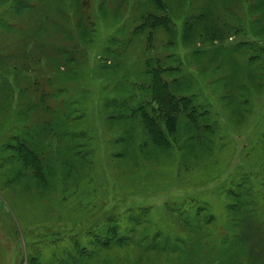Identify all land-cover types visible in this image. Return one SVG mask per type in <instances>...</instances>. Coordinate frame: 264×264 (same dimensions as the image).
Instances as JSON below:
<instances>
[{
    "label": "rangeland",
    "instance_id": "1",
    "mask_svg": "<svg viewBox=\"0 0 264 264\" xmlns=\"http://www.w3.org/2000/svg\"><path fill=\"white\" fill-rule=\"evenodd\" d=\"M26 12L35 28L26 35L15 34L14 38L0 36L7 47L18 49L20 46L25 52L30 48L28 55L34 57L33 39L43 36L46 41L55 43L53 51L59 57L75 48L89 57L86 68L76 65L69 70L66 65L62 66V69L66 67L64 74L70 75L65 76L68 89L62 92L61 106L55 109L54 115L60 117L59 128L63 132L51 136L66 141V148L74 159L71 164L79 175L71 180L69 175L64 176L65 167L52 189L31 191L29 186L24 189V179L17 173L19 165L14 158H9L8 129L13 123H17V130L21 129L27 101L19 92L0 91V264H20L21 261L27 264L33 255V246L38 249V259L43 264H49L55 252L60 254L61 245H68L67 238L62 236L65 218L69 217V226L75 227L82 220L78 210L84 212L91 201L87 198L92 196L91 190L85 198V175L89 173H94L97 185L104 183L110 198H118L119 194L130 198L132 192L145 191L138 195L145 199L144 203H155L157 211L154 214L162 217L165 207L181 195L202 197L209 192L207 183L218 178L219 170L225 180L228 171H234L231 179L235 181L236 174L240 173L238 170L246 168H239L240 153L244 152L243 145L247 141L244 138L257 136L259 117L255 116L252 126L245 131L240 125L236 126L233 120L237 113H243L244 106L239 98L234 102L229 86L248 69L255 74L264 72L263 67L256 68L251 63V54L258 49L255 41L264 44V0H1V32H7L11 26L6 25L17 21L27 26L23 21ZM150 16L164 17V22L149 26ZM20 41H28L30 45H19ZM148 44L154 53L149 54ZM53 51L47 48V55H52ZM35 62L34 68L42 67L41 62ZM118 62L122 65L119 75L136 77L148 75L150 68L180 64V69L172 74L175 75L172 77L175 78L174 92L192 95L197 107L209 113L216 129L213 135L216 146L209 152L201 150L202 157L197 164H193L192 158L185 161L183 152H175L161 153L135 165L128 159L122 162L126 167L120 163L123 167L115 169L110 154L123 149L126 142L116 138L115 127L110 134H105L104 99L107 94L100 86L110 81L102 74L112 70V65ZM2 67L3 64L0 71ZM260 103L261 100L253 105L256 115ZM50 114L42 111L43 116L50 117ZM137 128L141 130L138 134L129 131L132 139L127 150L138 139L141 152H155L144 130L140 125ZM55 158L51 156L49 161L52 163ZM184 165L194 166V176L180 173ZM164 175L172 184L163 187ZM223 192L222 188L221 191L216 188L212 193L214 208L220 206L222 198L217 194ZM94 202L98 211V203ZM42 223L52 231L39 244L37 238L42 234ZM55 238L60 240L56 242ZM98 257L93 264L113 261L111 256L103 254H96L92 259ZM213 263L209 258L208 264ZM123 264L127 263L123 261Z\"/></svg>",
    "mask_w": 264,
    "mask_h": 264
},
{
    "label": "trees",
    "instance_id": "2",
    "mask_svg": "<svg viewBox=\"0 0 264 264\" xmlns=\"http://www.w3.org/2000/svg\"><path fill=\"white\" fill-rule=\"evenodd\" d=\"M234 17L237 18V15L234 14ZM29 19L30 14L26 12L23 21L28 23L27 26L14 22L6 25L12 27L7 32L0 30V36L14 38L15 34L26 35L35 28L33 20ZM148 20H151L148 21L149 26H156L164 22V17L150 16ZM33 42L34 55L31 54L34 57L28 55L30 48L26 54L20 46L15 49L0 41V65L3 64L0 91L19 92L20 97L24 96L27 101L21 129L17 130V123L8 129V141L11 143L8 145L9 158L16 160L20 169L17 173L24 179L23 187L29 186L31 191L34 188L52 189L56 185V177L63 175L65 167L64 176L69 175L74 181L79 175L77 168L71 164L74 159L66 148V141L51 136L63 132L59 128L60 117L54 115L55 109L61 106L62 92L68 89L65 76L70 75L64 74L66 67L62 69V66L66 65L69 70L76 65L86 68L89 60L88 54L76 48L68 54L61 53L59 57L53 51L55 43L46 41L43 36L33 39ZM23 43L27 47L30 45L28 41H20L19 45ZM255 43L258 49L251 54V63L256 68H264V44L260 40ZM50 47L56 56L54 53L47 55V48ZM147 48L149 54L153 52L150 44ZM34 62H41L42 67L34 68ZM121 66L118 62L112 65V70L104 72L102 76L110 81L100 86L107 94L104 99L105 134H110L115 127L116 138L126 142L124 150L110 154L115 169L126 167L123 161L130 160L135 165L139 161L154 159L161 153L170 155L175 152H183L185 161L192 158L193 164H197L202 157L201 150L209 152L216 146L213 137L216 129L209 113L197 107L192 95L174 92L172 85L175 78L172 77L175 75L172 74L180 69V64L150 68L147 71L149 74L143 77L133 74L121 76ZM237 79L229 90L234 102L236 98L241 99L244 111L237 113L233 122L245 131L252 126L255 116L259 117V121L257 136L244 138L247 141L243 145L244 152L240 153L242 162L239 168H246L238 170L240 173L236 174L235 181L231 179L234 171H228L225 180L219 170L218 178L207 183L209 192L204 196L181 195L165 207L164 216L158 217L154 214L157 205L144 203L145 199L138 195L145 191L132 192L130 198H123L120 194L118 198H110L104 183L101 186L95 183L94 173H83L87 178L85 198L91 190L92 196L87 197L91 201L84 212L78 210L82 220L75 227L69 226V217L65 218L62 236L67 238L68 245H61L60 254L55 252L49 264H73L78 260L82 261L81 264H93L99 260V257L92 259L96 254L111 256L113 261L107 264H123V261L127 264H208L209 258L213 264H264V72L255 74L248 69ZM254 100L255 103L261 100L258 115L253 112ZM239 107L237 105L236 108ZM42 111L50 112V117L43 116ZM138 125L155 152H141L138 139L127 150L132 139L130 132H141ZM109 141L112 149L111 137ZM59 153L66 154L61 156ZM51 156L56 157L52 163L49 161ZM181 172L186 177L196 173L192 165H184ZM164 176L163 187L172 184L171 178L167 181L169 177ZM216 188L219 191L222 188L224 192L217 194L222 200L220 206L214 208L212 201L215 198L211 195ZM94 201L98 203V211ZM41 228L42 234L37 238L39 244L52 231L46 223H42ZM55 239L56 242L60 240ZM37 262L43 264L38 259V249L33 246V255L27 264Z\"/></svg>",
    "mask_w": 264,
    "mask_h": 264
}]
</instances>
